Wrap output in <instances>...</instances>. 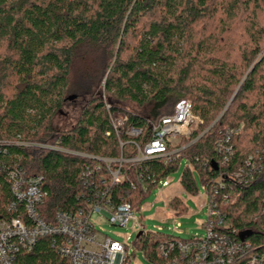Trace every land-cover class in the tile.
Wrapping results in <instances>:
<instances>
[{
	"label": "trees",
	"instance_id": "trees-1",
	"mask_svg": "<svg viewBox=\"0 0 264 264\" xmlns=\"http://www.w3.org/2000/svg\"><path fill=\"white\" fill-rule=\"evenodd\" d=\"M71 95H76L72 101ZM261 97L264 0H0V140L20 138L93 157L130 159L136 149L124 132L128 126L141 129L134 140L145 145L154 124L172 115L179 100L193 103L202 121L198 128L169 146L179 149L170 161H125L126 178L111 186L116 203L139 206L148 193L138 176L143 174L151 189L185 159L182 186L197 194L196 174L208 193L223 182L225 189L219 190L234 193V201L223 207L227 224L249 231L245 238L253 245H264ZM79 98L84 101L76 124L53 126L65 105ZM107 104L110 112L128 116L119 136L106 135L111 130ZM9 152L28 173L44 177L48 213L83 205L89 191L81 176L87 167L99 166L90 182L99 176L112 181L107 165L90 157L41 147L10 146ZM240 170L253 173V181L245 183L236 175ZM170 205L180 214L187 211L179 198ZM166 239L167 233L148 234L136 244L157 263L156 244ZM52 243L50 236L39 238L22 253V264H68Z\"/></svg>",
	"mask_w": 264,
	"mask_h": 264
},
{
	"label": "built area",
	"instance_id": "built-area-1",
	"mask_svg": "<svg viewBox=\"0 0 264 264\" xmlns=\"http://www.w3.org/2000/svg\"><path fill=\"white\" fill-rule=\"evenodd\" d=\"M106 107L111 126L106 135L114 132L119 136L128 121V116L110 112V104ZM201 122L193 112V103L189 99H181L176 103L172 115L163 116L154 124L152 137L145 145H140L134 140L141 134V129L128 126L124 132L131 138L130 141L136 149V156L130 159L121 157L111 160L93 157L50 143L27 142L20 138L0 140V264H22V253L30 251L38 239L44 236L52 237V244L57 253L67 259L68 264H135L133 262L135 254L129 252L128 245L99 231L92 220V215L101 213L102 210L110 211L112 225L120 227H125L130 220L136 219V212L143 209L142 203L145 198L137 207L125 200L116 203L111 199V186L126 178L122 173V164L125 161L135 163L163 157L170 161L171 156L179 149L171 150L169 146H175L182 137L191 135ZM120 145L123 147L124 143L120 141ZM10 146L24 149L49 148L103 161L107 165L111 184H108L103 176L90 182L88 179L96 178L95 171L99 170V166L95 169L87 167L81 176L83 184L89 191L88 194H84L87 199L83 200V205L76 210L58 209L48 213L44 207L49 195L44 177L28 173L20 161L11 159ZM225 150L229 154L232 153L230 146L225 147ZM113 162L119 164L117 169L111 168ZM243 174L242 170L236 173L244 177L243 179L246 178L245 183L253 181V173ZM168 179L169 177L158 181L149 189L141 174L138 176V184L143 192L149 194L154 189L169 187ZM133 187L136 189L135 185ZM202 187L208 203V217L204 223L199 221V224L206 229V235L181 238L179 234L182 224L176 221V218L182 214L173 209L172 218L176 221L173 230L177 231L178 235L172 232L169 239L156 244L160 258L157 263L143 253L145 258L153 264H236L240 259H245L246 264H264V245H253L241 237V231L231 229L227 224L223 207L234 201V193H222L219 188L225 189L223 182L214 184L211 193L206 191L205 185ZM172 198L181 199L177 194H172L168 200L169 207ZM139 232L142 234L137 236L136 240L144 235L164 233L162 227H159V231L143 229ZM136 240L135 245L140 249Z\"/></svg>",
	"mask_w": 264,
	"mask_h": 264
},
{
	"label": "rangeland",
	"instance_id": "rangeland-1",
	"mask_svg": "<svg viewBox=\"0 0 264 264\" xmlns=\"http://www.w3.org/2000/svg\"><path fill=\"white\" fill-rule=\"evenodd\" d=\"M249 69L245 70V75ZM256 100V97L251 98ZM264 98L261 97L260 100ZM74 100V99H73ZM72 101V100H71ZM82 98L79 100L65 105L63 111L57 114L53 119V126L56 128H70L77 122L80 108L83 104ZM188 162L184 159L181 162L179 169L169 175V187L162 189H154L143 200V209L136 212V219H132L125 227L112 225L110 219L112 214L110 211L102 210L101 213H94L92 220L96 228L102 233L119 240L128 245L129 252L135 254V264H153L147 260L143 252L135 245L137 234L141 230L146 231H159L162 227L164 233H176L173 226L176 221L181 222L182 228L180 229L179 236L183 239H189L195 236L204 237L206 229L199 224V221L205 222L207 220L208 203L205 196V190L199 180L198 175V193H189L181 184V177L185 166ZM172 194H177L187 205V211L177 216L176 221L172 218L173 208L170 206L168 200ZM130 239H128V236Z\"/></svg>",
	"mask_w": 264,
	"mask_h": 264
},
{
	"label": "water",
	"instance_id": "water-1",
	"mask_svg": "<svg viewBox=\"0 0 264 264\" xmlns=\"http://www.w3.org/2000/svg\"><path fill=\"white\" fill-rule=\"evenodd\" d=\"M76 98V95H71V96H69L68 97V99L69 100H73V99H75ZM215 167L217 166L216 165V163H212ZM142 234V232H139L138 234H137V236H140ZM250 234V232L249 231H244V232H241V237L242 238H245V236H247V235H249Z\"/></svg>",
	"mask_w": 264,
	"mask_h": 264
}]
</instances>
